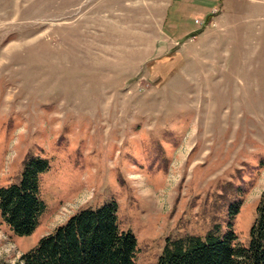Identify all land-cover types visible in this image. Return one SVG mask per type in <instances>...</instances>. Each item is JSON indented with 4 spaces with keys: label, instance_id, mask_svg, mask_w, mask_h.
I'll return each mask as SVG.
<instances>
[{
    "label": "rangeland",
    "instance_id": "obj_1",
    "mask_svg": "<svg viewBox=\"0 0 264 264\" xmlns=\"http://www.w3.org/2000/svg\"><path fill=\"white\" fill-rule=\"evenodd\" d=\"M35 156L45 208L28 235L0 218V264L109 202L135 264L209 231L246 246L264 203V0H0V187Z\"/></svg>",
    "mask_w": 264,
    "mask_h": 264
},
{
    "label": "trees",
    "instance_id": "obj_2",
    "mask_svg": "<svg viewBox=\"0 0 264 264\" xmlns=\"http://www.w3.org/2000/svg\"><path fill=\"white\" fill-rule=\"evenodd\" d=\"M17 184L0 187V218L17 235H28L45 208L39 198L40 175L48 161L35 156L26 160ZM240 202L232 214L239 210ZM231 225V224H229ZM229 228L221 237L209 231L204 237L167 238L156 264H264V203L256 216L246 246L237 244ZM137 242L130 231L119 228L116 203L72 213L34 248L22 253L15 264H135Z\"/></svg>",
    "mask_w": 264,
    "mask_h": 264
}]
</instances>
